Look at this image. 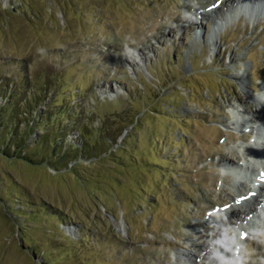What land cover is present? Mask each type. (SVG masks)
I'll return each mask as SVG.
<instances>
[{"label": "rangeland", "instance_id": "rangeland-1", "mask_svg": "<svg viewBox=\"0 0 264 264\" xmlns=\"http://www.w3.org/2000/svg\"><path fill=\"white\" fill-rule=\"evenodd\" d=\"M220 1L0 0V264H264L210 221L264 93V14Z\"/></svg>", "mask_w": 264, "mask_h": 264}, {"label": "bare ground", "instance_id": "bare-ground-1", "mask_svg": "<svg viewBox=\"0 0 264 264\" xmlns=\"http://www.w3.org/2000/svg\"><path fill=\"white\" fill-rule=\"evenodd\" d=\"M229 5H233V7L228 9ZM224 7H226L227 9L225 10L227 11V18L221 20L219 24L217 23L218 26L216 24V27L218 28L225 24V20L228 21L230 19L229 13L231 9H233V12L230 13L232 15L238 13L247 16H251L253 14H264V0H223L218 2L216 7H213L210 10L208 9V11H206L205 14L201 16L211 18L213 17V15L218 14V12ZM235 8L239 9V11L246 12V14L236 11ZM218 30H214L211 36L213 43H217V39L214 37V34H217ZM245 77V71L242 74L238 73L237 76H235V78L239 81V84L243 88H246ZM245 95L247 96L248 100L254 102V109L252 108L251 110L249 108L248 101H246L245 103H237L238 106H234L235 115H233L231 119L232 125L234 124L233 129L237 132L242 128H257L258 131H255V136L252 139L251 143H244L245 146L240 145L238 147L239 149H237L236 147L229 148L230 152H233L241 157L242 162L236 167H229V169L226 170L224 174L233 175L235 182L237 181L239 183V187L244 184L243 179L245 178L250 179V181L254 180L255 185L249 188V193H251L249 196L250 198H248V196L246 195L245 198L243 199L242 197L240 202H237L238 204H236L235 206L231 205L228 209L222 211L220 214L214 215L210 218L211 223H221V225L228 224V222L232 221L233 219L238 223L236 224L235 222L239 233L243 231L245 232L248 229L252 230L254 225L259 227L264 225V93L260 95H252V93H249L247 91L245 92ZM241 213L246 214V216L248 214H251L250 220L254 219L255 223L252 221H247L246 218L245 220L244 218H241ZM123 227L124 226H122L121 231L125 229ZM235 241L237 242L238 246L242 244V239L240 236H237V238H235ZM233 249L234 247L231 246L227 249L222 248L220 249L221 251H219V254L222 255L223 251H232ZM212 253L213 251H205L203 255L205 257L206 255H212Z\"/></svg>", "mask_w": 264, "mask_h": 264}]
</instances>
